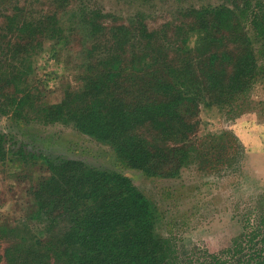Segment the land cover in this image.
<instances>
[{
    "label": "trees",
    "instance_id": "1",
    "mask_svg": "<svg viewBox=\"0 0 264 264\" xmlns=\"http://www.w3.org/2000/svg\"><path fill=\"white\" fill-rule=\"evenodd\" d=\"M75 1L0 0V115L70 122L148 176H174L190 164L201 103L235 109L264 71L263 0L191 3L157 28L142 11L106 26L102 9ZM80 30L94 41L87 52L94 62L86 63L78 89L43 104L24 84V65L44 40ZM6 141L0 130V162ZM47 162L28 220L0 223V262L228 264L250 234L253 251L236 264H264L262 197L233 245L181 259L177 245L157 233L152 203L127 176L74 160Z\"/></svg>",
    "mask_w": 264,
    "mask_h": 264
},
{
    "label": "rangeland",
    "instance_id": "2",
    "mask_svg": "<svg viewBox=\"0 0 264 264\" xmlns=\"http://www.w3.org/2000/svg\"><path fill=\"white\" fill-rule=\"evenodd\" d=\"M85 2L105 12L106 26L124 23L142 11L148 26L157 28L174 21L180 8L191 3L230 4L232 0H76L74 5ZM78 33L81 36L44 40L24 65L29 69L24 84L43 104L58 102L67 90L78 89L86 63L94 62L87 54L92 41L83 31ZM0 130L7 134L8 150L0 162V223L28 220L35 207L32 190L49 174L47 160H74L127 176L152 203L157 233L177 245L181 259L186 254H203L204 249L218 252L233 245L242 225L254 222L256 206L264 198V71L235 109L201 103L191 140L197 150L195 158L174 176H148L126 166L111 145L70 122L46 123L33 114L25 119L2 114ZM249 235L235 248L233 257L227 255L228 264H236L238 256L246 258L253 251ZM262 236H256L255 242L260 243Z\"/></svg>",
    "mask_w": 264,
    "mask_h": 264
}]
</instances>
